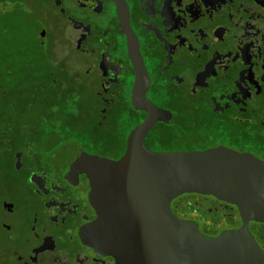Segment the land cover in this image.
Wrapping results in <instances>:
<instances>
[{"label": "flooded vegetation", "instance_id": "flooded-vegetation-1", "mask_svg": "<svg viewBox=\"0 0 264 264\" xmlns=\"http://www.w3.org/2000/svg\"><path fill=\"white\" fill-rule=\"evenodd\" d=\"M0 37L1 98L25 84L43 103L29 122L0 111V264H131L85 239L88 171L125 154L143 96L160 109L139 136L149 150L264 161V0H0ZM170 207L208 237L242 223L211 195ZM248 230L264 250V223Z\"/></svg>", "mask_w": 264, "mask_h": 264}, {"label": "water", "instance_id": "water-1", "mask_svg": "<svg viewBox=\"0 0 264 264\" xmlns=\"http://www.w3.org/2000/svg\"><path fill=\"white\" fill-rule=\"evenodd\" d=\"M140 104L150 117L130 134L125 154L116 161L89 158L97 216L84 229L86 241L107 253L119 247L131 264H264V250L248 230L250 222L264 223V161L225 147L151 151L139 136L160 109L144 96ZM192 193L234 205L241 226L203 235L170 207L176 197Z\"/></svg>", "mask_w": 264, "mask_h": 264}, {"label": "rangeland", "instance_id": "rangeland-1", "mask_svg": "<svg viewBox=\"0 0 264 264\" xmlns=\"http://www.w3.org/2000/svg\"><path fill=\"white\" fill-rule=\"evenodd\" d=\"M28 39V38H27ZM4 50V41L0 37V56L1 52ZM26 57V56H24ZM44 64L46 60H41ZM42 71L39 72L40 76ZM1 84V80H0ZM11 87V86H9ZM18 89L20 92L14 97L12 95V98L10 100H5L1 98L0 94V111L5 110V111H18L21 113L22 118L24 121L29 122L31 120L32 115H37L39 113V110L41 109L43 103L39 101L40 96L35 94L32 91V87L30 85H21L17 87H11ZM34 94L35 99H32V96ZM56 108V107H55ZM195 199L194 195L184 198L185 202H192ZM200 215L204 216L205 219H208L210 221L215 222V229L219 230L220 228L223 227H228L229 223L224 222L220 217H217L215 215H210L205 212L204 209L199 210ZM239 222L238 219L235 221V223ZM201 229H205L206 227L201 223L200 224Z\"/></svg>", "mask_w": 264, "mask_h": 264}, {"label": "trees", "instance_id": "trees-1", "mask_svg": "<svg viewBox=\"0 0 264 264\" xmlns=\"http://www.w3.org/2000/svg\"><path fill=\"white\" fill-rule=\"evenodd\" d=\"M185 210H187V209H185Z\"/></svg>", "mask_w": 264, "mask_h": 264}]
</instances>
